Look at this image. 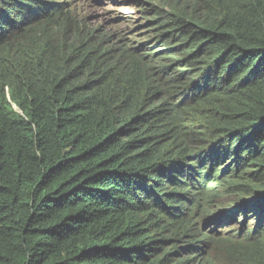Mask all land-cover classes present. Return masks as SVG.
Returning <instances> with one entry per match:
<instances>
[{
  "label": "trees",
  "instance_id": "16d2710c",
  "mask_svg": "<svg viewBox=\"0 0 264 264\" xmlns=\"http://www.w3.org/2000/svg\"><path fill=\"white\" fill-rule=\"evenodd\" d=\"M139 2L150 45L0 0V264H264V0Z\"/></svg>",
  "mask_w": 264,
  "mask_h": 264
},
{
  "label": "rangeland",
  "instance_id": "374dc122",
  "mask_svg": "<svg viewBox=\"0 0 264 264\" xmlns=\"http://www.w3.org/2000/svg\"><path fill=\"white\" fill-rule=\"evenodd\" d=\"M41 3L54 16L70 12L89 26L119 36L125 42L142 46L154 41V4L139 0H41ZM218 178L215 168L204 179L199 178L195 202L197 208L206 219L215 220L210 228L218 235L239 228L250 230L253 228L251 217L241 213V202L245 201L240 202L242 198L234 190L221 186ZM216 218L225 220L215 228Z\"/></svg>",
  "mask_w": 264,
  "mask_h": 264
}]
</instances>
